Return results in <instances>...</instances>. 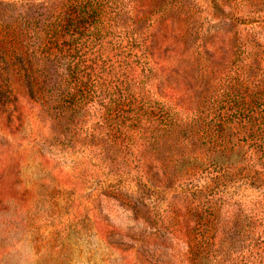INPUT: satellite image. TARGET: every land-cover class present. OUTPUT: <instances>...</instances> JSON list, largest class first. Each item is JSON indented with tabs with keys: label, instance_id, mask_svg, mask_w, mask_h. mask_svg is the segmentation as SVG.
<instances>
[{
	"label": "trees",
	"instance_id": "trees-1",
	"mask_svg": "<svg viewBox=\"0 0 264 264\" xmlns=\"http://www.w3.org/2000/svg\"><path fill=\"white\" fill-rule=\"evenodd\" d=\"M192 2L0 0V132L95 144L146 189L156 235L184 244L172 264H264V0L229 1L237 30L213 38L234 45L198 99L168 88L165 62ZM212 45L198 56L223 53Z\"/></svg>",
	"mask_w": 264,
	"mask_h": 264
},
{
	"label": "rangeland",
	"instance_id": "rangeland-1",
	"mask_svg": "<svg viewBox=\"0 0 264 264\" xmlns=\"http://www.w3.org/2000/svg\"><path fill=\"white\" fill-rule=\"evenodd\" d=\"M142 1L147 11L153 0ZM222 1L230 9L217 7L210 18L201 13L208 0H199L202 5L181 26L186 40L170 38L165 30L172 46L165 61L167 86L185 98H201L202 78L214 62L229 60L233 41L213 38L219 29L232 35L237 30L228 20L230 0ZM211 44L223 53L198 56L197 48ZM10 134L0 132V264H172L174 254H183L184 244L176 250L171 234L156 235V213L143 203L146 189L113 169L95 144L84 140L79 148L69 137L42 143ZM170 193L160 190L159 199Z\"/></svg>",
	"mask_w": 264,
	"mask_h": 264
}]
</instances>
